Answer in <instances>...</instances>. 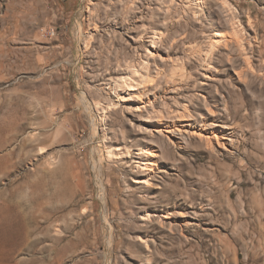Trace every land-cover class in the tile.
Here are the masks:
<instances>
[{"label":"rangeland","instance_id":"obj_1","mask_svg":"<svg viewBox=\"0 0 264 264\" xmlns=\"http://www.w3.org/2000/svg\"><path fill=\"white\" fill-rule=\"evenodd\" d=\"M169 1L0 0V264H264V0Z\"/></svg>","mask_w":264,"mask_h":264},{"label":"bare ground","instance_id":"obj_2","mask_svg":"<svg viewBox=\"0 0 264 264\" xmlns=\"http://www.w3.org/2000/svg\"><path fill=\"white\" fill-rule=\"evenodd\" d=\"M173 1L174 0H170L169 1V6L168 7V12H170V10L172 9V4H173ZM195 1V4H197V6H199V8L201 9V11H205L206 10V6L207 4L210 2V0H194ZM217 3H219L221 6L223 7H227V5H229V3H227L226 0H215ZM224 9V8H223ZM231 11V9H230ZM234 31V30H233ZM237 31L235 32H232V35L230 36L231 38V41H235L237 44H238V33H236ZM215 37H216V40H212L211 42V52L210 53H214L215 49H217V47H219V44L222 43V42H225L227 41V38L224 37L223 35H221L220 33H216L214 34ZM240 38V37H239ZM242 39V37H241ZM242 41V40H241ZM234 44V43H233ZM240 50V49H239ZM205 53V52H204ZM205 57V56H204ZM207 57V56H206ZM247 58V56H246ZM249 58V57H248ZM246 60V59H245ZM248 60V59H247ZM209 69V68H208ZM249 71V70H248ZM136 71L135 73H130L132 76H136ZM254 73V72H253ZM208 77V76H207ZM137 78H138V75H137ZM129 79V78H128ZM207 79V78H206ZM131 80H133L131 78ZM137 80V79H136ZM135 80V81H136ZM150 83V82H149ZM141 85V84H140ZM134 87V86H133ZM134 89V88H132ZM132 89L130 91H132ZM140 108V107H139ZM143 108H146V107H143ZM159 113V112H158ZM173 113H176L174 114V117L176 118H179V120L181 119H185V117L188 115V106L185 105L183 110L182 111H177V112H172L170 114H173ZM211 116L210 118H214V113L213 112H210ZM179 115V116H178ZM158 121H159V124H161L160 127H158L156 129L157 133L161 136L164 137V135H166V139L171 142V143H174L173 140H171L169 137L170 136H173L175 137L176 135H182L183 131L185 129L188 128L187 124H184V123H179V122H173V123H170V122H167V123H164L162 121H164L163 117L161 115L158 114ZM190 126V125H189ZM186 131V130H185ZM195 133H193L194 135ZM201 139H203L206 143H207V146L209 148L210 151L214 152V148L212 147V140L215 141V143L217 144V146H220L222 147L223 149H226V146H229V145H232L233 144V139L231 138V135L230 134H227L224 132V130H220V131H216L215 133L212 134V137H206V138H203V136H201ZM207 148V147H206ZM146 153V154H145ZM139 155H143V156H146L148 159L145 160V162H143V164H139L137 167L139 170L141 171H144V172H151L154 168V166L157 165V163L152 159L154 158L155 156V153L151 152V151H142L140 150L139 152ZM143 165V166H142ZM150 176V175H149ZM150 179V178H149ZM138 185H145L147 187H150L151 186V183H150V180L146 179V180H137L136 182ZM12 213V212H11ZM17 219V218H16ZM151 219V215L150 214H147L145 219L144 220H147L149 221ZM22 222V221H21ZM23 223V222H22ZM24 224V223H23ZM8 225V224H7ZM18 225V224H17ZM26 225V224H25ZM20 228V227H19ZM26 229V228H25ZM21 231V230H20ZM147 244V241L145 242ZM148 245V244H147ZM147 247V246H146Z\"/></svg>","mask_w":264,"mask_h":264}]
</instances>
